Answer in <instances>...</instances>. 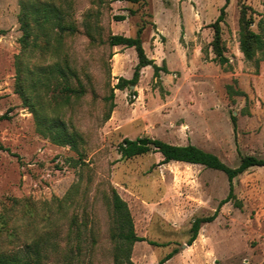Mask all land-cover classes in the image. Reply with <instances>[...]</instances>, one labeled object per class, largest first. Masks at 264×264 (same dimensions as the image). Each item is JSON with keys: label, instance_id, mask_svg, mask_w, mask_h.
<instances>
[{"label": "rangeland", "instance_id": "1", "mask_svg": "<svg viewBox=\"0 0 264 264\" xmlns=\"http://www.w3.org/2000/svg\"><path fill=\"white\" fill-rule=\"evenodd\" d=\"M40 3L54 5L78 29L64 37L57 61L75 74L70 83L86 92L67 103L56 91L50 100L56 115L81 134L78 150L43 135L17 90L18 60L28 68L56 61L23 49L21 16ZM224 4L0 0V254L29 252L36 259L40 252L46 256L39 264H115L116 189L137 234L160 244L136 242L135 264H160L174 249L163 264H264V167L235 177L241 205L225 203L188 245L194 219L213 213L227 196V175L201 164L163 163L154 150L132 158L118 151L125 138H148L195 144L229 166L243 155L264 158V59H247L240 50L241 8L247 7L251 27L263 33L264 0L227 5L221 36L229 65L213 60L212 23ZM140 26L147 56L169 72L156 78L149 65L134 87L114 89L118 77L133 76L138 58L133 47L111 46L108 36H135ZM55 37L53 29L52 43ZM113 90L115 107L107 118Z\"/></svg>", "mask_w": 264, "mask_h": 264}, {"label": "trees", "instance_id": "2", "mask_svg": "<svg viewBox=\"0 0 264 264\" xmlns=\"http://www.w3.org/2000/svg\"><path fill=\"white\" fill-rule=\"evenodd\" d=\"M137 1V0H132ZM230 0H225V4L220 9V14L212 23L214 28V39L212 42L215 56L213 58L220 65H229V58L225 54V46L222 41L221 23L225 20L226 8ZM247 7L241 8V29H240V50L245 58L253 59L260 56L264 59V32H257L251 27V19L248 18ZM125 19L124 16L117 17ZM22 28L24 30L22 43L25 51H40L41 55H51L56 58L52 64L41 66L36 65L34 68L24 66L22 61H17V90L23 99V102L31 109L35 117L37 129L54 143L59 145H69L78 150L82 141V136L77 131L68 128L66 121L56 115V109L51 104V99L56 97L55 92L64 94L66 102L70 103V97H77L85 94L86 90L81 84L73 86L70 83L69 75H75L69 71V67L62 66L57 61L62 52V41L69 34L73 35L78 32L76 26L64 21L62 12L54 5L49 3H40L32 9H24L21 16ZM52 25V29L49 28ZM54 29L56 42L52 43L51 34ZM57 29V30H56ZM144 26H140L135 36L124 34L110 33L108 43L111 46L123 45L133 47L137 53L138 62L135 66L131 78L118 77L115 88L125 89L136 85L140 80V74L143 67L151 65L154 70V76L160 78L161 71L169 72L166 65L157 64L154 59L149 58L145 52L141 34ZM264 29V27H263ZM40 38H45L41 42ZM32 39V40H31ZM36 93L35 95H32ZM130 94L136 95V90H131ZM37 95L41 100L37 99ZM41 96H49L48 101H44ZM110 107L107 118L115 107L114 90L110 95ZM233 129L237 131V116L231 115ZM141 139L125 138L118 145V151L122 158H132L137 155L145 154L154 150L161 153L162 162L181 161L191 164H201L208 168L224 172L229 179V192L227 196L220 201L215 211L209 215L196 217L190 228V237L188 245L193 244L197 239L203 224L214 221L219 215L221 207L229 202L234 201L237 206L241 203L237 201L234 187V179L239 174L253 166L264 167V158L255 155H243L236 166H229L221 158L199 146L188 144H172L161 139H148V144H140ZM112 206L114 213V226L112 231V240L114 241V263L115 264H135L132 260L133 246L138 241H147L154 245H160L158 242L148 239L137 234L133 216L128 203L122 198L119 192L114 189L112 192ZM177 252V249L166 254L160 264L169 260ZM46 255L37 253L36 259L29 252L19 254H0V264H39L41 258Z\"/></svg>", "mask_w": 264, "mask_h": 264}, {"label": "water", "instance_id": "3", "mask_svg": "<svg viewBox=\"0 0 264 264\" xmlns=\"http://www.w3.org/2000/svg\"><path fill=\"white\" fill-rule=\"evenodd\" d=\"M131 87H134V85H132ZM140 144L147 145L148 144V138L141 139Z\"/></svg>", "mask_w": 264, "mask_h": 264}]
</instances>
